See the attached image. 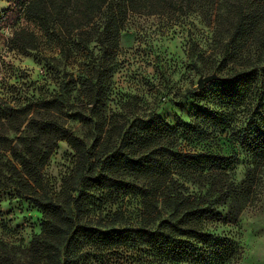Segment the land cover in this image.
<instances>
[{
    "label": "trees",
    "instance_id": "obj_1",
    "mask_svg": "<svg viewBox=\"0 0 264 264\" xmlns=\"http://www.w3.org/2000/svg\"><path fill=\"white\" fill-rule=\"evenodd\" d=\"M5 1L8 49L47 46L52 54L43 60L63 69L57 91L23 83L16 95L0 96V193L42 215L25 253L0 249V264H233L238 250L209 227L235 223L264 172V104L244 121L231 111L264 87V0ZM194 5L213 12L227 43L223 60L238 69L214 106L198 111L193 127H172L154 113L134 121L109 116L129 15L187 13ZM80 57L89 62L70 69ZM219 131L233 132L249 159L240 183L236 163L180 150L192 132ZM61 141L76 160L57 192L45 169ZM136 199L137 208L126 205Z\"/></svg>",
    "mask_w": 264,
    "mask_h": 264
},
{
    "label": "rangeland",
    "instance_id": "obj_2",
    "mask_svg": "<svg viewBox=\"0 0 264 264\" xmlns=\"http://www.w3.org/2000/svg\"><path fill=\"white\" fill-rule=\"evenodd\" d=\"M9 9L8 1L0 0V18ZM213 15L201 5H194L187 13L173 9L154 15L131 13L115 57L108 115L134 121L154 113L172 127H193L197 112L214 106L216 95L227 84L226 78L238 70L223 60L227 43L219 38ZM11 33L12 28L0 27V96L7 92L16 95L13 87L23 83L57 91L58 77L62 76L58 71L63 67H54V63L43 60V56L52 54L46 50L47 46L26 53L10 51L6 39ZM84 61L81 57L72 61L70 69H78L89 59ZM214 74L219 79L199 90L198 81ZM262 104L264 87L261 86L258 95L231 111L244 121L247 113H256ZM180 150L188 154L219 155L231 165L236 163V183L245 177L249 159L231 131L202 138L192 132L183 139ZM75 160L73 149L61 141L45 169L55 191H60L64 179L71 174ZM191 191L198 189L192 187ZM138 201L126 205L137 208ZM41 223L42 215L37 209L0 193V249L23 255L40 233ZM209 231L228 239L238 250L233 264H264V172L239 219L233 224H212ZM121 261V264L130 262Z\"/></svg>",
    "mask_w": 264,
    "mask_h": 264
},
{
    "label": "water",
    "instance_id": "obj_3",
    "mask_svg": "<svg viewBox=\"0 0 264 264\" xmlns=\"http://www.w3.org/2000/svg\"><path fill=\"white\" fill-rule=\"evenodd\" d=\"M218 79H219V77L215 74L207 76V77H203L198 81V89L202 90L207 84H209L215 80H218Z\"/></svg>",
    "mask_w": 264,
    "mask_h": 264
}]
</instances>
